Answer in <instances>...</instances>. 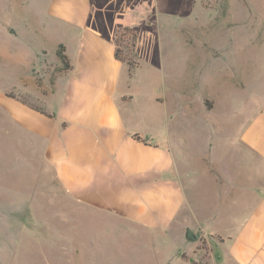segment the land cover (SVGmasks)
I'll list each match as a JSON object with an SVG mask.
<instances>
[{
	"label": "rangeland",
	"instance_id": "374dc122",
	"mask_svg": "<svg viewBox=\"0 0 264 264\" xmlns=\"http://www.w3.org/2000/svg\"><path fill=\"white\" fill-rule=\"evenodd\" d=\"M123 6L126 13L104 19L102 31L109 38L127 22L136 32L139 67L131 81L132 108L154 110L145 115L153 126L139 120L141 127L159 140L164 135L159 125L169 113L182 122L184 111L191 146L198 135L204 143L214 127L221 129L214 141L223 143L207 159L196 160L193 147L174 151L190 173L184 179L188 199L206 207L199 216L203 223L215 192L210 162L216 160L228 178L242 174L227 162L230 138L264 104V0H138ZM48 7L44 0H0V264H183L182 255L188 264H207L212 240L197 229L194 244L182 240L177 227L169 243L153 245L150 235L131 234L118 216L76 203L59 188L40 150L20 144L7 112L8 95L42 109L54 78L64 70L56 58L64 33L50 26ZM150 95L161 103L147 101ZM247 203L235 202L239 218L221 217L216 227L234 233L253 207ZM183 220L195 227L192 217ZM192 247L201 259L182 252Z\"/></svg>",
	"mask_w": 264,
	"mask_h": 264
},
{
	"label": "crops",
	"instance_id": "0c3cea01",
	"mask_svg": "<svg viewBox=\"0 0 264 264\" xmlns=\"http://www.w3.org/2000/svg\"><path fill=\"white\" fill-rule=\"evenodd\" d=\"M137 1L44 0L49 3L50 26L57 25L64 33L60 41L69 68L57 74L42 101V109L50 118L27 103L9 98L12 102L7 112L18 127L20 144L29 142L40 150L59 188L76 203L89 211L118 216L131 234L150 235L153 245L169 243L177 227L182 240H187L190 231L194 238L188 241L194 244L197 229L212 240V249L205 256L207 264H264V104L230 138L227 162L232 168L238 166L242 174L228 178L216 160L210 162L215 192L202 223L199 216L206 207L188 199L184 179L190 173L174 151L193 147L196 160L207 159L209 151L223 143L214 141L218 138L215 131L221 129L214 127L209 142L203 143L200 134L192 140L193 146L188 145V124L182 111V122L181 118L172 120L169 113L165 124L159 125L164 135L159 140L151 138V130L146 128L154 121L145 115L154 110L132 108L134 76L129 80L126 65L114 57L115 33L130 24L113 29L109 38L102 31L104 19L116 12L125 14L123 5ZM125 70L127 80H121ZM147 101L154 104L160 99L150 95ZM139 120H145V129ZM169 120L174 121L172 126ZM192 127L203 129L201 125ZM239 201L252 202L249 214L238 221L234 233L219 230L216 223L221 217L239 218L232 206ZM184 217H192L195 227ZM182 252H190L196 260L203 257L196 247ZM178 258L188 264L182 256Z\"/></svg>",
	"mask_w": 264,
	"mask_h": 264
},
{
	"label": "trees",
	"instance_id": "16d2710c",
	"mask_svg": "<svg viewBox=\"0 0 264 264\" xmlns=\"http://www.w3.org/2000/svg\"><path fill=\"white\" fill-rule=\"evenodd\" d=\"M136 41H137L136 32L130 27H122L118 29L115 33L114 57L116 60L126 65L128 72L127 76L129 80L133 77L134 71L139 67V61L136 53ZM56 58L63 66L64 70L69 68L68 59L65 55V49L63 45L57 46ZM8 97L13 98L9 95ZM22 102L25 103L24 101ZM30 108H32L33 110L39 112L40 114L46 117L49 118L51 117L50 114L46 113L44 110L40 108H36L33 106H31ZM133 138L136 139L137 141L145 143V140L141 138L139 135H133ZM186 237L188 240H193L194 235L190 231H188ZM182 258H184L183 255Z\"/></svg>",
	"mask_w": 264,
	"mask_h": 264
}]
</instances>
